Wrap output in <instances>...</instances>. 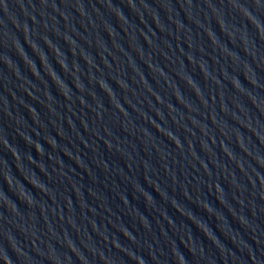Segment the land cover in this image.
Segmentation results:
<instances>
[{"label": "water", "instance_id": "1", "mask_svg": "<svg viewBox=\"0 0 264 264\" xmlns=\"http://www.w3.org/2000/svg\"><path fill=\"white\" fill-rule=\"evenodd\" d=\"M0 264H264V0H0Z\"/></svg>", "mask_w": 264, "mask_h": 264}]
</instances>
